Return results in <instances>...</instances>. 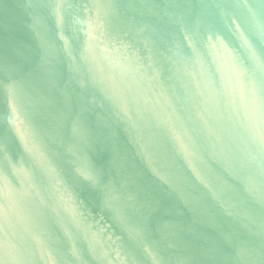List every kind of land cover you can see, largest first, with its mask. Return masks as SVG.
<instances>
[{"label": "water", "instance_id": "95a60500", "mask_svg": "<svg viewBox=\"0 0 264 264\" xmlns=\"http://www.w3.org/2000/svg\"><path fill=\"white\" fill-rule=\"evenodd\" d=\"M0 264H264V0H0Z\"/></svg>", "mask_w": 264, "mask_h": 264}]
</instances>
